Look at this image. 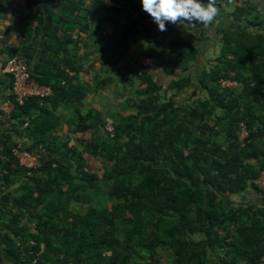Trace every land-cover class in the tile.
Masks as SVG:
<instances>
[{
    "label": "trees",
    "instance_id": "16d2710c",
    "mask_svg": "<svg viewBox=\"0 0 264 264\" xmlns=\"http://www.w3.org/2000/svg\"><path fill=\"white\" fill-rule=\"evenodd\" d=\"M232 3L241 25L221 30L219 55L195 81L199 47L152 40L158 25L141 0H25L8 54L53 93L20 105L8 74L1 264H264V207L224 198L259 190L264 171V18L251 0H216ZM112 86L127 113L86 108ZM187 89L193 98L181 102ZM16 149L40 166L28 174Z\"/></svg>",
    "mask_w": 264,
    "mask_h": 264
},
{
    "label": "crops",
    "instance_id": "0c3cea01",
    "mask_svg": "<svg viewBox=\"0 0 264 264\" xmlns=\"http://www.w3.org/2000/svg\"><path fill=\"white\" fill-rule=\"evenodd\" d=\"M2 1L5 2L6 6L2 17H0V128L6 129L10 125V110L13 104L10 99V95L12 94V90L9 86L10 77L8 75L9 73L6 71V66L10 57L8 54V48L19 44L21 37L20 18L22 14L26 12L27 8L25 0ZM251 1L257 6L264 18V0ZM203 2L206 3L207 0H203ZM216 7L218 8V14L212 23L207 26L205 25L202 28H197L192 24L182 22V24H176L174 29L166 32L159 31L157 26L153 34L152 40L156 39L160 43L175 37H182L188 41L195 42V44L199 47V55L190 68V71L195 77V81H197L201 72L205 68L209 67V61L219 55L222 39L221 30L230 27L235 28L236 26L241 25L240 22L235 21L230 15V11L234 9V3L230 5L223 4L222 7L216 4ZM244 24H247V22H244ZM93 55H96V53L94 52L89 54L90 58L87 59L88 65L93 63V58L91 57ZM93 69H99V66L94 65ZM150 70L156 77H161L163 82L167 81L165 80V77L163 76L164 74L159 67L150 64ZM192 98V89H187L178 97L181 102L191 101ZM121 102V105L124 108L123 101ZM90 107L100 109L104 107V103H101L99 98V100L93 104L89 98L86 108L88 109ZM60 131H67V125H64L63 130ZM224 198L225 203L228 206L243 205L252 206L253 208L264 207V195L255 188H249L241 194L225 196ZM222 253V250L218 251L214 254V258L218 260L219 254ZM1 257L0 253V264ZM15 262V264H17L16 260Z\"/></svg>",
    "mask_w": 264,
    "mask_h": 264
},
{
    "label": "built area",
    "instance_id": "2783aa9c",
    "mask_svg": "<svg viewBox=\"0 0 264 264\" xmlns=\"http://www.w3.org/2000/svg\"><path fill=\"white\" fill-rule=\"evenodd\" d=\"M6 71L11 75L13 80V93L17 102L23 105L30 97H45L53 93V88L46 84H41L31 77L30 67L27 61L21 55H13L8 59ZM223 86H236L235 80H222ZM240 139L243 140L248 135L245 124H241ZM16 155L20 159V163L28 170L35 169L41 164V156L26 149H16ZM254 183L264 195V171L260 173ZM29 264H36L33 259Z\"/></svg>",
    "mask_w": 264,
    "mask_h": 264
},
{
    "label": "clouds",
    "instance_id": "9594fccd",
    "mask_svg": "<svg viewBox=\"0 0 264 264\" xmlns=\"http://www.w3.org/2000/svg\"><path fill=\"white\" fill-rule=\"evenodd\" d=\"M142 10L158 25V30L166 32L167 23L199 22L212 23L218 14L216 0H141Z\"/></svg>",
    "mask_w": 264,
    "mask_h": 264
},
{
    "label": "rangeland",
    "instance_id": "374dc122",
    "mask_svg": "<svg viewBox=\"0 0 264 264\" xmlns=\"http://www.w3.org/2000/svg\"><path fill=\"white\" fill-rule=\"evenodd\" d=\"M156 40V39H155ZM92 58H94V56H91ZM98 68V67H97ZM97 70V69H96ZM96 70H93L96 71ZM102 75H104V70L103 71H100ZM94 74V73H93ZM88 78H91V76H88ZM113 88H115V86H112V89H107L106 91H104L101 95H98V94H94V95H91L89 98H90V101L94 104L97 102V100H101V103H104V106L106 108H108V110L113 113V112H116V113H126V110L122 107L121 105V101H123V97H120L118 95H116V92L113 90ZM120 86L117 88L119 89ZM128 94H131V92L129 91ZM180 99V98H179ZM92 163L94 165H98L96 162L92 161Z\"/></svg>",
    "mask_w": 264,
    "mask_h": 264
}]
</instances>
